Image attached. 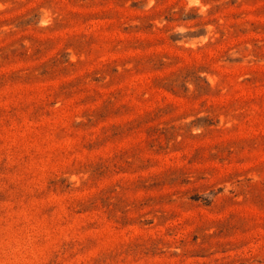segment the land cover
<instances>
[{"label":"rangeland","instance_id":"rangeland-1","mask_svg":"<svg viewBox=\"0 0 264 264\" xmlns=\"http://www.w3.org/2000/svg\"><path fill=\"white\" fill-rule=\"evenodd\" d=\"M0 264H264V0H0Z\"/></svg>","mask_w":264,"mask_h":264}]
</instances>
